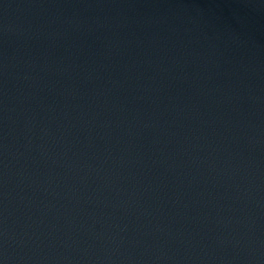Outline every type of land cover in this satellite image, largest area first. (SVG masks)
Instances as JSON below:
<instances>
[{
	"label": "water",
	"instance_id": "water-1",
	"mask_svg": "<svg viewBox=\"0 0 264 264\" xmlns=\"http://www.w3.org/2000/svg\"><path fill=\"white\" fill-rule=\"evenodd\" d=\"M0 264H121L74 208L1 139Z\"/></svg>",
	"mask_w": 264,
	"mask_h": 264
}]
</instances>
